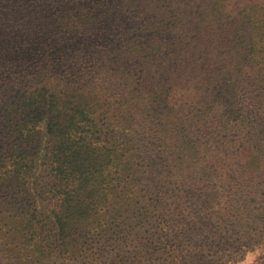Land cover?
<instances>
[{
	"label": "trees",
	"instance_id": "16d2710c",
	"mask_svg": "<svg viewBox=\"0 0 264 264\" xmlns=\"http://www.w3.org/2000/svg\"><path fill=\"white\" fill-rule=\"evenodd\" d=\"M263 2L0 0V243L15 264H86L148 179L163 213L180 186L264 169L260 143L211 144L261 134Z\"/></svg>",
	"mask_w": 264,
	"mask_h": 264
},
{
	"label": "rangeland",
	"instance_id": "374dc122",
	"mask_svg": "<svg viewBox=\"0 0 264 264\" xmlns=\"http://www.w3.org/2000/svg\"><path fill=\"white\" fill-rule=\"evenodd\" d=\"M247 104L251 110L255 108L251 101L247 100ZM249 123L254 128L252 132L261 134L248 136L234 128L228 136H220V132L211 144L222 147V143L237 141L233 147L250 148L260 143L264 154V121L258 120L255 114ZM207 141L202 140L203 148H209L210 144H204ZM240 159H236L238 164ZM250 172L249 177L236 173L206 185L201 182L180 186L184 190L181 198L167 196L163 213L155 210L156 180L150 183L148 179L137 188L139 196L134 205L139 211L135 209L133 214L121 216L117 231L103 236V241H90L88 246L93 257L84 262L264 264V169L258 171L254 166ZM259 173H262L260 177ZM12 255V245L0 243V264H15Z\"/></svg>",
	"mask_w": 264,
	"mask_h": 264
}]
</instances>
